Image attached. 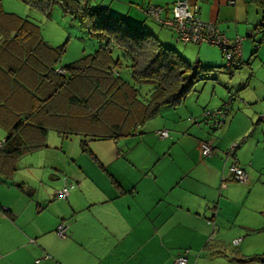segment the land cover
Masks as SVG:
<instances>
[{
  "label": "crops",
  "instance_id": "0c3cea01",
  "mask_svg": "<svg viewBox=\"0 0 264 264\" xmlns=\"http://www.w3.org/2000/svg\"><path fill=\"white\" fill-rule=\"evenodd\" d=\"M174 1L94 0L93 5L143 26L162 43L174 38L172 30L143 9L160 4L161 18L167 20ZM188 2L198 6L203 21L231 39L254 33V39L243 41V65L226 82L235 100L225 124L212 128L190 120H202L205 109L224 103L226 92L220 89L214 97L189 98L190 92L181 104L162 107L134 134L118 138L62 135L57 130L68 124L62 104L56 103L38 120L45 127V146L19 157L9 175L0 174V264H173L185 249L188 264H261L252 257L264 253V0ZM3 11L27 18L16 10ZM189 44L196 48L199 68L201 59L208 69L217 65L210 62L213 47L207 44L186 43L176 50L185 61L195 65ZM4 85L0 75V127L5 133L0 144L13 121L5 101L29 95L28 88L17 93ZM161 129L169 136L160 137L156 132ZM49 131L61 141L78 136L79 150L65 157L63 142L51 146L46 141ZM202 139L215 148L211 156L201 155ZM233 143L239 144L235 155L249 183L228 182L221 188L227 164L223 151ZM64 183L70 185L67 198H55L54 191ZM61 222L67 225L64 238L55 231Z\"/></svg>",
  "mask_w": 264,
  "mask_h": 264
},
{
  "label": "trees",
  "instance_id": "16d2710c",
  "mask_svg": "<svg viewBox=\"0 0 264 264\" xmlns=\"http://www.w3.org/2000/svg\"><path fill=\"white\" fill-rule=\"evenodd\" d=\"M20 1L46 17L55 6L60 7L65 15L85 26L97 40V48L74 62L57 66L65 43L56 47L45 44L39 24L3 11L0 0L1 80L9 91L29 89L26 98L23 93L5 101L13 121L0 144V174L9 175L19 157L45 146V127L38 120L43 112L50 114L56 103L59 107L62 104L64 123L68 124V128L57 130L62 135L118 138L134 134L135 127L155 117L162 107L181 104L195 83L205 79L198 64L185 61L143 26L108 13L101 5L94 6V0ZM247 38L254 39V33ZM122 67L133 82L122 77ZM31 79L35 81L30 83ZM140 84L152 87L141 92ZM81 147L85 148L84 140ZM252 258L264 264V253Z\"/></svg>",
  "mask_w": 264,
  "mask_h": 264
},
{
  "label": "built area",
  "instance_id": "2783aa9c",
  "mask_svg": "<svg viewBox=\"0 0 264 264\" xmlns=\"http://www.w3.org/2000/svg\"><path fill=\"white\" fill-rule=\"evenodd\" d=\"M163 6L160 4H149L143 9V12L158 21L162 25L169 27L176 39L182 43L202 44L209 43L217 46L224 58L225 71L231 76L236 70L243 65L242 61V44L245 38L252 36L249 32L245 36H236L229 38L225 33L220 31L212 22L203 21L199 15L198 6L190 4L188 0H175L172 5V16L170 19L163 20L161 12ZM264 42V39L261 40ZM196 65V64H195ZM59 71H62L58 69ZM113 71H115L113 69ZM235 97H229L220 107L213 109H206L203 113L202 119L208 123L212 128H219L226 122V118L231 111L232 103ZM264 117V114L261 115ZM194 123H201V120L192 119ZM160 137H168L169 132L166 129H161L156 132ZM239 144L233 143L223 151L224 157L227 161L224 171L220 178V187H226L228 182H236L246 185L249 183V177L245 169L240 165L235 151ZM215 148L208 139H202L199 142V151L203 156H211ZM70 190V185H64L54 191L55 198L66 199ZM56 234L60 238L66 237L67 225L61 222L57 225ZM238 240H234L236 243ZM189 249L177 255L173 264H188Z\"/></svg>",
  "mask_w": 264,
  "mask_h": 264
},
{
  "label": "rangeland",
  "instance_id": "374dc122",
  "mask_svg": "<svg viewBox=\"0 0 264 264\" xmlns=\"http://www.w3.org/2000/svg\"><path fill=\"white\" fill-rule=\"evenodd\" d=\"M10 1H12L10 2L11 4H8L7 2H3L2 8L6 11H8V9L16 10L15 12H18L17 14L22 15V16H27V18L37 22L41 26V29H42L41 37L44 40H46L49 44H51L52 47L61 46L65 43L64 44L65 50L60 55L57 65L63 66L71 62H74L86 54L93 53L94 50L96 49L97 40L93 36H90L87 33L85 26L78 20L72 19L68 15H65L60 7L55 6L53 10L51 11V16L45 17L40 12L36 11L34 8L30 6H27L25 3H23L20 0H10ZM17 3L18 5H22V6L18 7ZM23 7L24 9H26V11L23 10ZM167 41L164 42L162 40V43L164 42L163 44H167V46L174 48L177 51H180L181 47H183L184 45L181 42H177L171 36H170V41L168 42ZM203 44L212 45L213 48L210 51L212 60H210V62L214 61L216 62L217 65H214V67H210L208 70L206 68L207 65L205 63V60L203 59L200 60L201 66L199 68V72L200 74H205V79L199 80L195 83L193 91L189 94V98L195 97L199 94L200 96L201 95H206V96L213 95L214 97L215 95L218 94L219 89L222 92H226L225 97L227 99L230 96L235 97L234 96L235 93L231 91L230 88H228L227 86L228 83L226 82L228 80H232L234 74L240 68L236 70L233 75L230 76L224 69V58L221 55L220 49L213 44H209V43H203ZM188 46L189 47L188 48L186 47V48H187L188 53H190L192 56L191 57L193 60L192 62L194 64H197L198 59L196 58L198 56L196 54V48L195 47L193 48L191 44H189ZM202 47L206 48L208 46L203 45ZM218 61L220 63H217ZM120 73L125 80L129 82L131 81L133 82L127 69L122 67L120 69ZM223 78H226V80L225 79L223 80ZM139 87H140L141 92H145L149 90L152 86L149 84H140ZM227 99H225V101ZM234 100H233V104H234ZM203 101H204V98L200 97V102L203 103ZM208 108H211V107H208ZM203 118L204 116L202 115V119ZM202 121L203 120H201V122ZM4 134L5 133L3 129L0 127V141L2 140ZM79 140L80 138L74 135V136H70L65 141H61L60 137L54 131H49L46 141L49 144H51V146H60L63 142V149H64V153L66 154L65 157H68L69 154H71L72 149H74V151L79 150V146H78Z\"/></svg>",
  "mask_w": 264,
  "mask_h": 264
}]
</instances>
